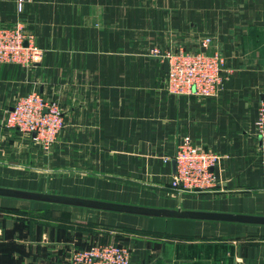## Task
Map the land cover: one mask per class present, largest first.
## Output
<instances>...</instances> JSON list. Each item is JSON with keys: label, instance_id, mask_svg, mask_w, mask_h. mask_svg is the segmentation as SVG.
I'll return each instance as SVG.
<instances>
[{"label": "crops", "instance_id": "0c3cea01", "mask_svg": "<svg viewBox=\"0 0 264 264\" xmlns=\"http://www.w3.org/2000/svg\"><path fill=\"white\" fill-rule=\"evenodd\" d=\"M17 23L43 56L29 67L0 63V187L264 216L256 124L264 0H26L22 12L17 0H0V26ZM205 36L225 56L223 88L208 97L169 93L166 60L151 50L205 49ZM33 90L63 109L50 149L6 123L15 100ZM185 135L224 156L213 190L171 186L173 159L165 158ZM47 176L65 187L40 186ZM110 241L130 249L132 264H264V224L0 195V264H70L73 248Z\"/></svg>", "mask_w": 264, "mask_h": 264}, {"label": "built area", "instance_id": "2783aa9c", "mask_svg": "<svg viewBox=\"0 0 264 264\" xmlns=\"http://www.w3.org/2000/svg\"><path fill=\"white\" fill-rule=\"evenodd\" d=\"M26 0H17L19 12L24 11ZM213 37L202 39V49L186 46L155 47L151 52L169 61L164 80L171 94H189L197 97L217 95L224 86L226 76L225 56L211 48ZM27 42V43H26ZM43 56V50L35 43L34 35L17 23L0 26V63H15L32 66ZM6 123L30 136L32 140L50 149L65 127V117L60 103L47 99L38 90L21 95L9 111ZM257 127L261 136V151L264 154V102L258 108ZM223 155L204 148L190 136L185 135L177 144L173 157L177 169L171 186L177 190L208 192L221 182L220 166ZM70 264H132L130 249L116 241L95 242L88 247L73 248L69 253Z\"/></svg>", "mask_w": 264, "mask_h": 264}, {"label": "water", "instance_id": "95a60500", "mask_svg": "<svg viewBox=\"0 0 264 264\" xmlns=\"http://www.w3.org/2000/svg\"><path fill=\"white\" fill-rule=\"evenodd\" d=\"M165 65H166V71H168L169 69L168 60L165 61ZM173 169L175 173L177 169V164L175 159H173ZM0 195L44 200L49 202L71 204V205H77V206H83V207H89V208H95L101 210L118 211V212L138 214V215L163 216V217H173V218L210 219V220L216 219V220L240 221V222L264 224V216L262 215L192 211V210H184L181 208H177V209L160 208V207H151V206L138 205V204L119 203V202L105 201L99 199L78 197L67 194L25 191V190H18L13 188H4V187H0Z\"/></svg>", "mask_w": 264, "mask_h": 264}, {"label": "rangeland", "instance_id": "374dc122", "mask_svg": "<svg viewBox=\"0 0 264 264\" xmlns=\"http://www.w3.org/2000/svg\"><path fill=\"white\" fill-rule=\"evenodd\" d=\"M44 178L46 179V181H45L46 183L45 182L44 183H41L40 186L46 185V186H50L51 188L65 187V183H64L65 180L64 179L63 180H57V182H56V178H54L53 180H50V177L49 176L44 177ZM27 181H28V179H26V178L23 179V185L24 184H27ZM77 182H79L80 184L82 183L81 179H79V178H77L76 183ZM91 182L94 183L96 181L92 179ZM62 194L73 195V194H70L69 192L68 193H62Z\"/></svg>", "mask_w": 264, "mask_h": 264}, {"label": "trees", "instance_id": "16d2710c", "mask_svg": "<svg viewBox=\"0 0 264 264\" xmlns=\"http://www.w3.org/2000/svg\"><path fill=\"white\" fill-rule=\"evenodd\" d=\"M60 213V212H59ZM61 214V213H60ZM88 246H90V245H88ZM88 246H84V247H88ZM84 247H78V248H84Z\"/></svg>", "mask_w": 264, "mask_h": 264}]
</instances>
